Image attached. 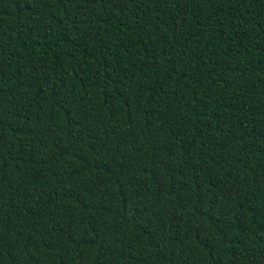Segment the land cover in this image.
Segmentation results:
<instances>
[{"label":"trees","instance_id":"16d2710c","mask_svg":"<svg viewBox=\"0 0 264 264\" xmlns=\"http://www.w3.org/2000/svg\"><path fill=\"white\" fill-rule=\"evenodd\" d=\"M0 264H264V0H0Z\"/></svg>","mask_w":264,"mask_h":264}]
</instances>
